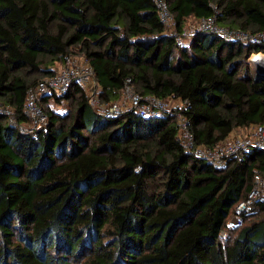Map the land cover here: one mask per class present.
<instances>
[{"label":"trees","instance_id":"16d2710c","mask_svg":"<svg viewBox=\"0 0 264 264\" xmlns=\"http://www.w3.org/2000/svg\"><path fill=\"white\" fill-rule=\"evenodd\" d=\"M167 2L179 32L210 17L264 32V0ZM257 53L264 43L208 32L180 43L154 0H0V104L20 124L29 90L78 55L103 102L130 79L143 96L186 103L196 145L213 149L264 125ZM88 95L75 83L44 101L33 133L0 116V264H264V203L229 225L264 177L262 151L219 169L186 153L176 118H107Z\"/></svg>","mask_w":264,"mask_h":264},{"label":"built area","instance_id":"2783aa9c","mask_svg":"<svg viewBox=\"0 0 264 264\" xmlns=\"http://www.w3.org/2000/svg\"><path fill=\"white\" fill-rule=\"evenodd\" d=\"M154 2L161 22L180 43L184 44L187 38L201 32L213 33L231 42L264 43V32L251 34L243 30L229 29L218 25L215 17L201 19L194 24L187 25L182 29V32H179L167 0H154ZM259 57L264 58V54L257 53L250 57V62L255 67L257 64H264L257 61ZM75 83L88 92V103L94 111L107 118L120 117L127 113H135L143 118H176L179 124V138L186 153L204 160L216 168L226 167L230 159L240 156L249 149H256L264 153V125L252 127L247 134L229 138L213 149L196 145L193 133L181 112L178 111L180 107L185 108L187 104L177 102L172 98L159 99L153 96H143L134 90L130 79L126 80L121 98L117 102H103L93 67L78 55L69 56L63 68L29 90L25 106L28 123H18L11 108L1 104L0 116L5 117L12 126H17L20 131L33 133L47 120L42 103L47 99L66 94ZM257 202L264 203V177L261 175H255L252 190L247 198L236 207L235 215L229 225L238 226L242 215L252 213ZM222 236L227 237L225 233Z\"/></svg>","mask_w":264,"mask_h":264},{"label":"rangeland","instance_id":"374dc122","mask_svg":"<svg viewBox=\"0 0 264 264\" xmlns=\"http://www.w3.org/2000/svg\"><path fill=\"white\" fill-rule=\"evenodd\" d=\"M190 24H194V23H189L188 25H190ZM188 39H189V38H187V39L185 40V42H186ZM55 67H56L57 70H60V67H61V66L57 64ZM251 73H252V75L255 74V73H256V69L253 68V70L251 71ZM65 105H67V104H66L65 102H63V103H61L60 105H57V104L54 105V104H53L52 107L55 108L57 111H60V112H61V111H63V110L65 109Z\"/></svg>","mask_w":264,"mask_h":264},{"label":"water","instance_id":"95a60500","mask_svg":"<svg viewBox=\"0 0 264 264\" xmlns=\"http://www.w3.org/2000/svg\"><path fill=\"white\" fill-rule=\"evenodd\" d=\"M256 75L264 77V64H257L256 67Z\"/></svg>","mask_w":264,"mask_h":264},{"label":"crops","instance_id":"0c3cea01","mask_svg":"<svg viewBox=\"0 0 264 264\" xmlns=\"http://www.w3.org/2000/svg\"><path fill=\"white\" fill-rule=\"evenodd\" d=\"M237 136H242V135H240V133H238V132H233L230 138H234Z\"/></svg>","mask_w":264,"mask_h":264},{"label":"bare ground","instance_id":"6f19581e","mask_svg":"<svg viewBox=\"0 0 264 264\" xmlns=\"http://www.w3.org/2000/svg\"><path fill=\"white\" fill-rule=\"evenodd\" d=\"M257 61L264 63V58L259 57V58H257Z\"/></svg>","mask_w":264,"mask_h":264}]
</instances>
